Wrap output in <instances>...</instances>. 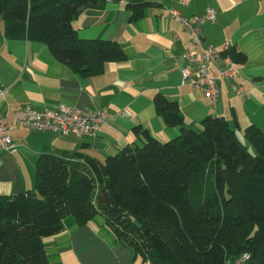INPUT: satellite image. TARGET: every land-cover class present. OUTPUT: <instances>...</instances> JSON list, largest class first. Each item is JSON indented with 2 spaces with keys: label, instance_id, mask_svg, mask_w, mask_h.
Segmentation results:
<instances>
[{
  "label": "trees",
  "instance_id": "16d2710c",
  "mask_svg": "<svg viewBox=\"0 0 264 264\" xmlns=\"http://www.w3.org/2000/svg\"><path fill=\"white\" fill-rule=\"evenodd\" d=\"M108 1L118 0H0L4 34L42 41L72 70L97 73L124 51L79 38L72 22ZM150 3L127 4L132 19ZM224 54L236 63L246 57L231 45ZM154 104L180 127L177 137L160 142L135 125L133 143L104 162L75 152L38 156L34 188L0 196V264H50L43 239L66 216L79 224L101 217L150 264H227L243 253L245 264H264V132L250 124L241 138L222 116L186 128L176 101L157 94Z\"/></svg>",
  "mask_w": 264,
  "mask_h": 264
},
{
  "label": "crops",
  "instance_id": "0c3cea01",
  "mask_svg": "<svg viewBox=\"0 0 264 264\" xmlns=\"http://www.w3.org/2000/svg\"><path fill=\"white\" fill-rule=\"evenodd\" d=\"M150 1L139 19H132L129 3ZM118 0L106 2L98 13L80 12L73 19L77 36L112 40L124 51L119 61H107L93 74L72 70L59 61L42 41L12 39L4 34L0 17V116L12 120L20 107L55 109L66 104L108 116L94 135H62L31 130L12 122L8 133L13 152L0 153V196L22 194L34 188L36 161L45 151L79 153L104 162L135 140L132 128L141 125L160 142L177 137L179 126L168 125L154 104L159 94L176 101L183 126L199 130L207 116H222L243 137V129L256 125L264 132V9L263 0ZM215 8L212 22L202 24L205 45L224 53L229 42L245 59L235 62L240 74L220 78L213 107L200 90L181 82L183 51L191 47L187 30L168 14L174 8L187 17ZM214 73V70H210ZM234 86L241 88L235 92ZM127 110L130 115L120 112ZM64 228L45 237L50 264H150L120 241L101 217L77 223L63 219Z\"/></svg>",
  "mask_w": 264,
  "mask_h": 264
},
{
  "label": "built area",
  "instance_id": "2783aa9c",
  "mask_svg": "<svg viewBox=\"0 0 264 264\" xmlns=\"http://www.w3.org/2000/svg\"><path fill=\"white\" fill-rule=\"evenodd\" d=\"M188 1L180 0L179 3L186 5ZM215 13V8L208 7L203 14L187 17L174 8L168 9V14L187 30L191 41V47L186 48L182 53L184 64L180 68L181 82L194 90H200L213 107L219 96V79H235L240 74L231 56L218 52L212 45H205L203 42L202 24L205 21L212 22ZM229 46V42L224 43V52L228 50ZM211 69L214 70V73L210 72ZM233 88L237 94L242 91L240 87L234 86ZM5 93L6 89H0L1 95H5ZM120 113L130 115L127 110ZM107 116L108 113L105 109L84 112L66 104H60L55 109L20 107L14 111L12 120H6L4 116H0V153L15 150L8 133L12 122L19 123L31 130L80 137L94 135ZM248 258L249 255L243 253L234 261H227V264H245Z\"/></svg>",
  "mask_w": 264,
  "mask_h": 264
},
{
  "label": "rangeland",
  "instance_id": "374dc122",
  "mask_svg": "<svg viewBox=\"0 0 264 264\" xmlns=\"http://www.w3.org/2000/svg\"><path fill=\"white\" fill-rule=\"evenodd\" d=\"M1 17V16H0ZM2 18V17H1ZM250 151L254 152V150L252 149V147L248 146Z\"/></svg>",
  "mask_w": 264,
  "mask_h": 264
}]
</instances>
